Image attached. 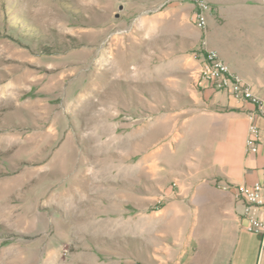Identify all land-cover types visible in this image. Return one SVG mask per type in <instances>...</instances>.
<instances>
[{"label":"rangeland","instance_id":"rangeland-1","mask_svg":"<svg viewBox=\"0 0 264 264\" xmlns=\"http://www.w3.org/2000/svg\"><path fill=\"white\" fill-rule=\"evenodd\" d=\"M142 1L0 0V87L17 94L0 105V264L154 262L139 209L177 190L192 149L129 29Z\"/></svg>","mask_w":264,"mask_h":264},{"label":"crops","instance_id":"crops-1","mask_svg":"<svg viewBox=\"0 0 264 264\" xmlns=\"http://www.w3.org/2000/svg\"><path fill=\"white\" fill-rule=\"evenodd\" d=\"M209 2L203 29L192 19L190 2L143 0L130 21L146 66L154 56L162 91L171 96L169 107L161 104L170 114L163 119L185 128L192 149L185 180L179 172L172 177L177 190L161 187L162 203L150 206L158 196L148 195L139 209L145 240L151 242L153 233L157 237L149 264H264V237L244 229V201L235 190L239 184L264 182V0ZM206 49L216 50L232 74L262 99L261 109L209 84H194L193 72ZM185 78L191 79L187 87ZM250 122L260 130L255 152L246 147ZM149 163L139 166L153 169Z\"/></svg>","mask_w":264,"mask_h":264},{"label":"built area","instance_id":"built-area-1","mask_svg":"<svg viewBox=\"0 0 264 264\" xmlns=\"http://www.w3.org/2000/svg\"><path fill=\"white\" fill-rule=\"evenodd\" d=\"M190 2L194 6L193 21L201 29L206 26V14L211 9L209 0H161L162 5L167 3ZM201 62L193 72L194 84L202 86L209 84L217 91H224L237 100H248L262 108L263 101L253 94L249 85L240 77L232 74L229 65L214 49H206L202 53ZM260 139V130L253 122L247 128L246 147L248 150L257 151ZM227 186H224L226 188ZM237 196L244 201V229L264 237V182L255 181L252 184H239L235 186ZM253 208L260 210V214L252 212Z\"/></svg>","mask_w":264,"mask_h":264},{"label":"bare ground","instance_id":"bare-ground-1","mask_svg":"<svg viewBox=\"0 0 264 264\" xmlns=\"http://www.w3.org/2000/svg\"><path fill=\"white\" fill-rule=\"evenodd\" d=\"M33 74H36V73L33 72ZM15 92H16V88L0 87V105L4 102H14L16 100V97H17V94ZM153 165L154 164L151 165V163L148 164V166L150 168H152ZM126 169L128 170L129 168H124L123 170H126ZM89 261L93 262L92 260H89ZM89 261L86 259V261H83L81 264H89Z\"/></svg>","mask_w":264,"mask_h":264}]
</instances>
